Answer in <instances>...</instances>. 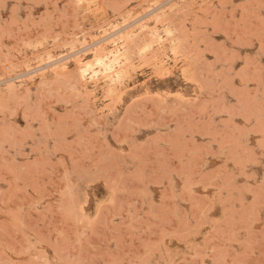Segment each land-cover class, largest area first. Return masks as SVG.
<instances>
[{"label": "rangeland", "instance_id": "374dc122", "mask_svg": "<svg viewBox=\"0 0 264 264\" xmlns=\"http://www.w3.org/2000/svg\"><path fill=\"white\" fill-rule=\"evenodd\" d=\"M0 264H264V0H0Z\"/></svg>", "mask_w": 264, "mask_h": 264}, {"label": "bare ground", "instance_id": "6f19581e", "mask_svg": "<svg viewBox=\"0 0 264 264\" xmlns=\"http://www.w3.org/2000/svg\"><path fill=\"white\" fill-rule=\"evenodd\" d=\"M123 51H119V53L115 57L116 61H118L119 64H122V61L121 60H123V65L117 71V74H118V77H117L118 80H117V82L118 83H120L121 81H123L122 80V78L124 76L123 73L126 72V68L128 67V65L130 63L129 62V58H128V52H126V51L123 52ZM80 78L82 79V81L83 80L85 81L88 78V76L86 75L85 72H82V73H80Z\"/></svg>", "mask_w": 264, "mask_h": 264}]
</instances>
